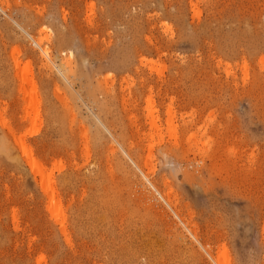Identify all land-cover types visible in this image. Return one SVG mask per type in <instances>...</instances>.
Segmentation results:
<instances>
[{
    "label": "rangeland",
    "instance_id": "374dc122",
    "mask_svg": "<svg viewBox=\"0 0 264 264\" xmlns=\"http://www.w3.org/2000/svg\"><path fill=\"white\" fill-rule=\"evenodd\" d=\"M224 253L264 264V0H0V264Z\"/></svg>",
    "mask_w": 264,
    "mask_h": 264
},
{
    "label": "bare ground",
    "instance_id": "6f19581e",
    "mask_svg": "<svg viewBox=\"0 0 264 264\" xmlns=\"http://www.w3.org/2000/svg\"><path fill=\"white\" fill-rule=\"evenodd\" d=\"M44 55H47L46 51H43ZM13 60L15 61L16 66L18 67L20 62L19 59L13 56ZM171 110L169 111V113ZM150 114L153 115V112L150 111ZM19 147L26 157L28 163L31 165V167L36 171L37 174L41 177L45 184V191L47 194H49V204L53 211H61V201L58 199L57 191L54 188L53 183H51V177L49 175H46V171L44 169V166L39 162L37 159L34 158L33 152L25 145V144H19ZM66 233V232H64ZM226 254H223V259L219 260L220 264H228ZM219 264V263H218Z\"/></svg>",
    "mask_w": 264,
    "mask_h": 264
}]
</instances>
